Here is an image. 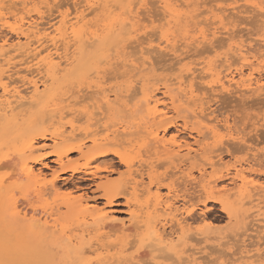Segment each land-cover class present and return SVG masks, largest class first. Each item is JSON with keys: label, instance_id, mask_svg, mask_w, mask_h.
Segmentation results:
<instances>
[{"label": "rangeland", "instance_id": "1", "mask_svg": "<svg viewBox=\"0 0 264 264\" xmlns=\"http://www.w3.org/2000/svg\"><path fill=\"white\" fill-rule=\"evenodd\" d=\"M9 1L5 0L4 6L9 7V5L11 4ZM27 1L29 3L27 5H30V6H28V7L25 6L26 7L25 8V7H22L21 5L19 6V4L21 2L20 0H13V2H16V4L19 3L18 5H16L15 8H13V10L20 9L22 11V9L25 8V10L22 11L21 13L17 10V13L19 12L20 15L23 14L24 12L32 10V12H31L32 19H34L36 22L38 21L43 26L42 27L39 24V27L42 29V32H44L45 30H46L45 32H53L54 28L58 27L60 25L61 17L58 16L59 14H57V12L55 13V11H53L50 13L48 10H46L47 8L45 6L38 5V7L42 6V8H40V9L45 13V14L42 13L44 16L41 14L43 16V19H42L40 17V15L36 12L37 11L36 9L38 7H35V6H33L34 5L33 3H30L32 0H27ZM50 1H52V0H50ZM67 1L66 0H61V1L59 0L58 2L66 3ZM74 1L76 3L80 2L81 5H78V7H77L79 10H83V8L86 9V7H85L86 3L83 0H82V2H81V0L70 1L69 2V8H70L69 11H67L66 6H65L66 8L64 6L61 8V11L64 10V12H66V13L71 14V12H72V15H70L69 19L71 17H74V14H75V9H73L74 8V6H73ZM136 1L137 0H107V2L111 5L108 6L107 3L103 4V7L106 6V7L111 8L110 9L111 13L109 12V15H110L109 18L110 19L119 17V18L124 20L122 23H117L118 25L116 24V27L114 29L115 32L113 31L112 34L109 37H107V39H106L107 41L101 47L102 51H100V52H103L104 54L103 53H99V54L98 53L97 54L86 53V55L88 57H92V58L94 57L93 60L90 61L89 63H86L85 65H81V62L77 59L70 66L63 65L64 68H62L60 73L58 72V74H55L54 76H52L51 79L43 78L46 81L49 80L47 83V85L49 84L48 85V94H50V93L51 94L53 93V94L52 95L50 94L51 96L46 94V96L44 98L39 100L38 104H35L32 106L27 104L19 110L20 112H17V113H21V114L23 113L19 117L20 126L13 128L11 133L4 135L5 138H3V137L0 138L1 139L0 144L1 145L3 143L5 144V145L3 144V153L10 152V149L13 145H16V146L20 145L21 139L18 138V136L20 137V135L25 134L26 129H25V131L20 132V133L18 132V130H19V128L24 127V126H22L21 123H23V121H26L27 119H29V117L32 116L33 119H39V120H40V118H44V119L46 118L47 119L48 117L50 118L51 115L55 113V111L56 112L61 111V113H62L61 118H62V116H65L62 118V119L65 118L63 120V123L66 124L67 130H70L69 123L73 122L75 119H77L79 116H81L80 114H78L79 110L81 111L85 107H87L88 109L90 108L89 110L92 111V113L103 112V110L102 111H99V110L93 111L94 110V107H93L94 104H96L95 106L97 109V107H101L99 104H101L102 101L100 100L101 96H99L100 98H98L96 100V95H98V94L94 95V93H92V90L95 91L96 93L101 92V94H99V95H102V94L103 95H111V98H112L111 100L115 99L114 94H116V90H117V96L119 95L118 96L119 98L117 99V103L118 102L119 103L118 104L116 103L114 105V109H116V111L109 112V114H107V115L105 114V116H102L104 114H101L102 119H104L103 117H106L103 121H102V119L99 118L100 116L98 113H97L98 116H96L97 114L96 115L94 114L95 116L92 117L94 119L91 120V122H92L91 124H94L95 122L98 123V121L100 122V120H101V122H100V123H102L101 126H103V125L104 126L101 127V129H102L101 130L100 127H98L99 126L98 124H96L97 126L94 124L95 126L94 125L91 126V127H93V129L91 128V131L98 133V131L100 132V130H101V132L104 134L107 132L105 127H107L108 125H109V127H111V128H109L110 131H116L117 129H122V127H126V126H128V128L133 127L136 124L134 128L127 131L130 134H128L127 136L124 135V139H121L122 144L120 146L121 149L120 148L119 149L122 150L124 153H128L129 155H131V160L133 163L131 170L139 171V172L142 171L141 173L142 174L144 173L143 174L144 175L143 181L145 184L144 186H148L150 183L149 175L154 176L155 178H159L161 181L163 180L162 182H160V184H162V186H161V189L159 190V192L162 195V201H161L162 203L161 202H160L161 204L158 203L153 197L150 198V195H148L147 193H145V194L139 193V195H138L139 196V203H137L136 201H135L136 202L135 203L133 200H131L134 198L129 196V199L131 198L130 200L132 201V202H129L130 204L127 202L128 198H125V199L123 198V199H119L116 201L118 203L116 206H112V207L106 206L105 200L103 198H101L103 192L97 188L99 184L106 181L107 177H105V176H109L108 179H110L112 181H120L123 179H124L123 181H125V180L127 181V179H129V176H128L129 174L127 173L129 171V169L125 165L120 163L119 162L120 160L118 158H116V156L111 155L109 157H106L105 159H101L102 163L100 162L101 160H99L97 162L92 161V164H91L92 170H94L95 167H98V166H99V169L102 170V169H104L105 166H107V164L108 165L112 164L113 169H114V173L111 174L109 172H100L99 173L100 178H99V176L96 178L92 177V176H87L90 180H83V179H80V177L83 176L82 173L81 174H75L74 175L75 177H73L70 172H66V174H62L63 171H61V167L56 162V157H54V155L56 154L55 152L57 150H59V149L63 150V148L65 149L64 144L55 145V143H53L52 140H38L37 148H39L38 151H40V152H37L35 154V156L42 155L43 156L42 157L43 164L37 163L35 167L37 169L40 168L39 170L42 171V173L48 179H50L52 174L55 172H58V174L62 176L61 178H65V179L64 180H58L57 184H56L57 187L50 188L48 190V192H50V194H51V195L48 194L49 197H46V198L41 199V200H37L36 203H35L36 200H33L34 202H32V203H34V204H32L31 206L39 207L43 203L52 204L54 207L53 212H55L56 208L59 211L58 212L56 210L57 212H55L56 215H55L54 219H57V220L63 222V224L65 226H67V227H69V229H71L70 231H73V233L75 232L78 234V233H80L81 228L78 227V225L76 223V219L74 218V216H72L69 213L68 209L66 208V206L63 202V199L66 196H68L69 194H73V196L75 195V197H82L83 196L88 201L90 200V203L92 205H95L98 208H103L107 211L112 210L111 212H113L114 216L121 218L125 222H128L130 220V216H131L130 213H132V211L133 212L138 211L139 213H141V207H137L139 205L136 206L135 204H143L144 203L143 204V206H144L147 204V202H149L147 204L149 206L146 205V208H144L145 211H143V212H147L150 208H152L151 210H149L147 212V213H149L151 211V214H152L155 212L154 208L159 207L157 209V210H159L158 213L157 212L154 213L156 215H152V217L154 218V221L158 220V221H160V223L162 222L161 225L167 223V225H166L167 229H166L165 233L171 234L173 236V242L177 243L176 239L178 240L179 237L182 236V233H181L182 231L179 230L178 227H174L171 225V223H168V221H166L167 217L166 218L164 217L166 215H163V214H165L164 211L163 210H162L163 212L161 211V208H163L165 201H167V199H168L167 197L170 196V198H172L171 200L172 201L174 200L173 202L175 204V207L183 208L184 205H186V207H188V208H191V207L194 208V212H193L194 215L192 214L191 217L188 216V217L184 218L185 216L184 217L179 216V218H181L183 221V226H185V227L187 226L186 227L187 229L185 228L187 230L186 237H188V238L190 237L189 239H186L187 246L190 248V250L186 246V248H188L187 249L188 252L185 250V254L183 255V259L181 261H177L178 262L177 263L175 258L170 259V261H167V259H166V261L162 260L163 259L162 258L160 260H156V262H155L152 259V257H150V255L148 256V252H147V251H149L148 249L144 248L145 249V251H144L143 248L139 249V247L136 246L135 244L133 245L135 247H132L131 242H134V240H135V239H133L134 238L133 236H131V238L125 239V237H127L128 235L129 236H130V234L133 235L132 232L131 233H128V232L127 233H122V232L119 233L117 231L116 237L117 236L118 237L115 240L112 239V238H115V233L113 231L115 229H113V228H105V229L103 228L100 231H98V229H97V231L96 230L92 231L93 232L92 236H95L97 234H102L103 237L105 235H110L111 237L113 236L111 238L110 242H109V239L107 241L106 237H105V239L102 237L103 242H104V240H106L104 243L111 244V242L114 243L115 241L117 242V240L121 241L120 244L118 242L119 245H117L116 243L109 245L110 248L108 246V249H107L108 251H103V253H104L103 256L113 257L114 261H117L116 259H118V258H120V259L122 258V260H124V261L126 259H128L127 262L123 263V264H130V263L131 264H136V263L137 264L138 263L144 264L145 262H147V264H149V262H152L150 264H155V263H157V264H175V263H177V264H181V263L190 264L191 262L187 259V257H189L188 255H190V254H191L192 258H193V256L195 257L197 264H219V262L220 263H222V262L227 263V261L229 262V264L230 263H232V264H264V244H263V242H264V192H263L264 191V90L262 92H258V93L257 92H244V91L240 93V92L236 91V89H234V90H232V92H230L231 93L230 94L229 92L220 91V87L216 88V86L218 87V85H216L215 82H213V78L216 77L217 74H218L217 77H219V75H222L221 77L224 76L223 80H225V77L227 75L230 76V73L233 74L232 76L236 75V79H238V75H237L238 73L236 72L238 70L237 68L242 69V68H244L245 65L241 61L238 62V64H237V61L235 64H232L233 58H230L231 56L227 57V54H228V50L230 53L231 46H233L234 44H239L241 41L244 42V40H245L244 44H246V46H248L249 49L252 48V49H250V51L251 50L253 51V52L251 51L252 53L256 54L257 52H260V54H262V55H261V57H259V61L261 62V60H262V63L264 62L263 61L264 60V47H262V45L264 46V43L261 41L262 38L264 37L263 36L264 35V15H263L264 13L263 12L264 11H259V9L257 10V8L252 9L253 6L251 5L252 2L258 1L257 3H259V5L264 8V2H263L264 0L263 1L262 0H248L249 2L247 0H245V1L244 0H227V1L223 0L224 4H223L222 0H219V1L218 0L217 1L211 0V2L209 0H206V1H204V0H183L182 2H184V5H182L183 4L182 2L177 0L178 1L177 10L179 11L180 16L175 17V18H172L169 15L168 16L166 15L167 17H162V16H165V13L163 11L161 4L159 2H157L158 0H156V1L155 0H148L146 6H141V3L138 1L139 3L137 4V3H135ZM194 1H196L197 3H195ZM200 1H201V3H200ZM133 2L135 3L136 8H135ZM150 2L154 3L151 5L152 7L149 5V4H151ZM206 2L208 4H206ZM226 2H227V5H226ZM157 3H158V5H157ZM180 3H182V4H180ZM243 3L247 5V8L245 5L243 6ZM112 4L114 5L115 8L112 6ZM115 4L117 6H115ZM190 4H192V5L189 6ZM196 4H198L199 6ZM222 4L224 6H222ZM238 4H239V6H238ZM213 5H214V7H213ZM241 5H242V7H241ZM79 6H81V7H79ZM82 6H84V7H82ZM193 6H195V7H193ZM200 6H202V7H200ZM106 7H105V9H106ZM133 7H134V9H136V11L135 10L133 11V9H132ZM138 7H140V8H138ZM220 7H225V8H221V10H219L221 13L218 10H216L218 8L220 9ZM248 7L250 8V10H248L249 9ZM95 8H96V11H98V9H97L98 6H96ZM95 8H93V9L95 10ZM146 8H148V10ZM230 8H232V9H230ZM233 8H235L237 11L233 10ZM93 9H91L92 12H93ZM105 9H104V11H102L103 9H99L98 12H93V13L91 12L92 14L88 13L91 10H87L85 12V14L88 13V14H86L87 20H93L94 21L97 18H99L101 15H103V13L106 14ZM141 9L142 10L146 9V10L142 11L144 13L142 15H140ZM155 9H157L158 11H156ZM226 9H228V10H226ZM45 10H46V12H45ZM126 10H129V11L132 10V13L128 12V11L125 12ZM149 10H151V11H149ZM160 10L162 12H160ZM192 10H194L196 16ZM207 10L210 13L209 12L206 13L205 11H207ZM251 11H253V12H251ZM256 11H258V12L256 13ZM246 12H249V13H246ZM15 13H16V11H15ZM47 13H49V14H47ZM228 13H229L230 17L228 16V18H226L227 17L226 15H228ZM136 14L139 15L138 18L136 20H131V18ZM198 14H200V15H198ZM231 14H234V15H231ZM256 14L257 15L259 14L258 17ZM260 14H262L263 16L261 17ZM37 15H39V16H37ZM49 15L52 17H50ZM106 15L108 16V14H106ZM143 15H145L147 19ZM209 15H211V16H209ZM57 16H58V18H57ZM223 16H225V17H223ZM239 16L244 18V19H242L240 17L243 21H240V18H238ZM220 18H223L222 24L219 21ZM128 19H130V20H128ZM161 19H164V20L161 21ZM12 20H13L12 18L11 19L9 18V19H6L5 21H12ZM58 20H59V22H58ZM183 20L185 21V23ZM189 20H190V22H189ZM209 20H210V22H209ZM216 20L218 21V23ZM163 21H165V22L163 23ZM202 21H204V22H202ZM245 21H246V23L247 22L248 23L245 24L244 23ZM171 22H172V24H171ZM165 23H167V24H165ZM197 23H198V26H197ZM1 24L2 23H0V29H1L0 34L2 33L1 35H4V36H0V38L2 37L0 39V44L5 42V41H7V43L10 45H14L18 41H21L22 43L26 42V40L24 38H20L18 36L16 37L15 36L16 34L10 32L8 29L1 28V26H2ZM53 24H54V26H53ZM126 24H128V25L130 24L131 31H130V27L126 26ZM248 24H250V25H248ZM171 25H174V26L172 27ZM199 25H200V28H199ZM117 26H119V27H117ZM187 26H192V27H190V30L192 29L191 31L193 33L190 30H189L190 32L186 31V30H188ZM223 26H226L228 28V30L231 28L229 30V33H230L229 37L227 35L228 34L227 32H226V34H225V32L223 34H220L219 36H217L219 38L216 37L215 39L214 38L212 39L213 44H211L209 42L206 43L205 45H206V48L208 47V49L204 50V48H205L204 43L202 42L203 43L202 46L200 44V42L202 41V37L200 38V36H202V33L206 32V33H208V35H210L209 34V32H210L211 35L209 37L211 39L212 38V32H214L215 29L219 28V27H220L219 29L221 31H223V29H221ZM168 27H170V28H168ZM195 27H196V29H195ZM209 27L214 28V29H210ZM47 28H49V29L47 30ZM176 28L177 29L179 28V31H177ZM2 29H4V30H2ZM124 29H126V33H124ZM157 29H158V31H155ZM153 30H154L155 34H154ZM236 30H237V32H236ZM150 32H152V33H150ZM147 33L149 35H147ZM136 34H137V36H136ZM166 34H168V35H166ZM176 34H178L179 36ZM145 35H147V37ZM164 35H165V37H164L165 39H162V37ZM139 36H142V38ZM180 36L182 37V39H180L181 38ZM143 37H144V39H143ZM158 37H160V38H158ZM166 37L168 39L171 38L170 39L171 45H169V47H167L168 44L166 42ZM188 37H189V39H188ZM220 37H222V38H220ZM153 38H154V40H156V43H155V41H153ZM160 39H162L163 41ZM193 39H195V40H193ZM218 39H219V41H218ZM252 39H255V40H252ZM2 40H3V42H2ZM145 40H146V42H145ZM150 40H152V41H150ZM158 40H159V42H158ZM164 40L166 43L164 42ZM176 40L178 41V44H177ZM214 40H217L219 42V44L217 41L214 42ZM220 40H222L224 42H222ZM138 41H139V43H138ZM194 41H197V42L195 43ZM198 41H200V42H198ZM250 41H251V43H250ZM130 42L132 44L131 47L129 46V45H131ZM141 42H143V43H141ZM162 42H164L163 46H162ZM234 42H236V43H234ZM252 42H254V43H252ZM185 43L187 44V47H185V45H186ZM190 43H192V44H190ZM221 43L224 45H221ZM225 43H227V44L225 45ZM182 44H184L183 45L184 47L182 46ZM193 44L196 45L197 47L192 46ZM207 44H209V45L207 46ZM136 45H139V47H136ZM215 45L216 46L220 45L221 48L218 47V49H217V47ZM177 46H179V48ZM144 47L147 48L146 55H145V52H143V50L145 51V49H146ZM156 47H159L157 49L161 53L158 52ZM160 47H162V48H160ZM75 48L76 47L72 48L70 50V52H72L73 50L76 52ZM137 48L140 50V53L138 55H137V53L139 52V50ZM187 48H189L190 50ZM191 48H193V49H191ZM154 49L157 50L158 53ZM176 49H181V50H178L179 51L178 52ZM199 49L203 55L201 53H199ZM209 49H211L213 53ZM257 49H258V51H256ZM126 50H128V52L131 50H134V51H132L134 56L132 55L131 52H129V55H130L129 56L127 54L128 52ZM162 50H163V52H162ZM175 50H176V53H175ZM180 51H182V52H180ZM154 52H155V54H154ZM164 52H165V54H163ZM142 53H144V54H142ZM152 53H153V55H152ZM167 54H169V55H167ZM127 56H129V59L127 58ZM153 56H154V58H153ZM113 57H115V58L112 59ZM118 57L120 59H118ZM98 58L101 61L104 60V62H101V61L98 62L99 61ZM124 58L126 59V61ZM135 58L138 60H134ZM226 58L230 59L229 62H226ZM122 59H124V60H122ZM144 59H146L147 62L150 61V65L148 63H147L148 65L146 63H144V61H145ZM181 59L183 61H181ZM217 60L219 61V63ZM14 61L17 62L16 67H18V69L15 67V68H13V71L14 72H17L18 70L20 71V72L18 71L19 74H16L13 76V79L14 78L17 79V81H15L16 83H14V85L21 86V89H22L23 83H21V81L19 80V78H20L19 76L20 75H22V76L26 75L25 73H21V71H24L21 68H24L25 65H23L21 63L23 61L20 58L14 60ZM18 61H21L20 62L21 65H19L20 63ZM114 61H118V63H117L118 65H116V62H114ZM221 61H222V63H221ZM154 62H155V64H154ZM200 62H202V63H200ZM33 63L34 62L30 63L29 65H31ZM107 63H109V64H107ZM139 63H141V64L143 63V65L142 66L139 65ZM229 63H231V64H229ZM233 63H234V61H233ZM240 63H242V65ZM254 63H256V62H254ZM257 63H259V62H257ZM257 63L255 64V67L259 69L258 70L259 72L257 71L258 73H256L255 76H256V78L261 80V83L263 82L262 85H264V68L257 67V66L261 65V64L257 65ZM119 64L122 65V67ZM156 64H157V66H156ZM226 64H228L227 65L228 67L232 68V67H234V65H235V67H234V69L232 68V70H231V68L228 69L227 66H224ZM263 64L261 65L262 67L264 66ZM174 65H176V66H174ZM229 65H231V66H229ZM132 66L133 67L138 66V67L133 68ZM161 67L164 70H161L160 69ZM213 67H215L216 69ZM224 67H226V68H224ZM209 68H210V71H209ZM168 69H169V71H168ZM170 69H171V71H170ZM99 70L102 72H100ZM127 70L128 71L130 70L129 73ZM196 70H197V72H194ZM225 70H227V71H225ZM124 71H127V72L125 73ZM222 71H225V73H223ZM242 71L246 74L249 73L248 72L249 69L246 66ZM91 72H94V73L91 74ZM103 72H105V73H103ZM190 72L192 73V75L190 74ZM203 72H206L207 74L205 75V73H204V75H203L202 74ZM219 72L222 74H220ZM110 73H113V74H111L112 76L110 75L111 77L109 76ZM127 73H128V75H127ZM105 74L108 77H106ZM125 75H127V76H125ZM187 75L188 76L190 75V76L188 77ZM194 76H197L198 78L194 77ZM203 76H205V77H203ZM207 76H208V78H206ZM28 77H30L33 80H40L41 76L38 75V73L36 74V72H35L33 75H28ZM148 77L150 78V80ZM182 77H183V80H185L187 82V85H189V83H194V88L196 86L198 88L200 87L201 91L198 90L201 92L200 94L198 93L196 88H195V90L197 91L199 98L203 99L202 101L204 103H206L204 105L207 106V108L209 107L208 108L209 110L207 109L206 113L212 114L210 116L214 117L216 119L218 118L217 119L218 121H223V120L225 121V119L230 121L229 126L231 128H229L228 130H225V128H223L222 126H219V128L216 129V132H215L216 134L215 133L209 134V132L207 130H203V133L204 132H207V133H204V136L202 134V136H203L202 137L201 135L197 134L198 133V127L200 125H203L202 121L189 118V119H187V121H189L187 127H185V124H184V119H185L184 117H187L190 114L188 111L191 110L190 107H192V106L189 107L186 104H185V106L184 105L181 106L180 107L181 111L184 107L188 111H184V112L179 111L178 114L176 113V111H173L171 108L172 111L170 110L167 119L171 120V121L173 120L174 122H176V125L173 127H170L166 133H164L162 130H160L159 131V133H160L159 137L162 138V136L164 135L165 136L164 140H167V141H170L172 139V137H175L178 140L182 139V140L186 141L187 143H189L190 145H192L193 148H195V149H197V148L199 149V147L197 145H195L196 142H198V140H199L198 143H200L201 145L203 144L202 146H206V148L208 146V148L207 149L205 148V150L201 152L202 154L199 152L200 156L198 158H195L197 160L193 159L194 158L193 157L192 160L189 161V163L188 162L183 163L182 160L179 159V157H177V159L176 158L173 159V161H172L166 156L167 162L164 161V163L162 162V164H161V162L159 160L163 161L166 158V157H164L165 155H163V153H162V156L158 159V158H155V156H152L153 153L155 152L154 150H152V151L150 150V152L148 151L149 153L148 152L146 153L145 148L139 147L144 141H147L149 143V140H150V139H147V137L149 138L147 133L146 132H145L146 134L143 133L144 129L139 130L140 128L137 126L138 123L139 124L147 123V120H148V117H146L147 119L144 118L145 115L148 116V112H147V110H146V112H144L145 106H142L144 103H143V101H141V99H142V95H143L144 90L147 89V92L149 90L151 92L154 90L155 91L154 94L156 93L157 97L158 98L160 97L161 100L163 98L162 101H164L165 104H167V106H169V109H170V107H172L170 105L171 104L170 100H169V98L165 99L167 97H165V95H163L165 92V88H164L165 85L170 84L169 82H166V80H172L173 79L174 83H176L177 79H182ZM184 77H185V79H184ZM201 77H203L202 78L203 80L201 79ZM160 78L162 79L161 82H160ZM174 78L176 81L174 80ZM188 78H189V80H188ZM144 80H146V81L144 82ZM190 80L192 82H190ZM208 80L211 82L209 83ZM140 81H143L144 83L140 82ZM173 81L171 83H173ZM215 81H217V80L215 79ZM206 83L213 84L216 86L212 85V87H213V89H212L211 87L209 88V86L206 85ZM146 84H148V85L150 84L149 86L150 87L154 86V88L151 87V89L150 88L148 89L149 86H147ZM142 85L145 86L146 88L145 87L142 88ZM214 87L216 90H214ZM82 88L84 90L86 89L87 91L86 90L83 91ZM141 88L144 90L142 91ZM202 88H204V89L202 90ZM42 89L43 88H41V90ZM97 89L98 90L100 89V90L98 91ZM208 90L209 91L211 90L210 93ZM30 91H27V92H29V94H31ZM88 91H90V92H88ZM105 91H108V94H107V92L105 94ZM219 91H220V93H218ZM27 92L23 91V93H27ZM75 92L77 94H74ZM206 92L209 93L210 95L207 94ZM87 93H89V94H87ZM140 93H142V95ZM253 93H255V94H253ZM0 94H1V89H0ZM70 94H71V96H70ZM72 94H74V95H72ZM82 94H84V96L86 94L87 96L90 95L91 97H95V98H93V100H91L92 98L90 96L89 97L91 99L89 97L85 96L87 98V100H88V98L90 99V100H88V103L90 104L91 107L88 106L89 104L87 103V100L84 98V96H82ZM174 94H176V92H174ZM78 95H79V97H81V96L82 97L80 99L79 98L74 99V97L78 96ZM131 95H132V97H133V95H135V98L134 97L132 98ZM68 96H70V97L67 100ZM103 97L104 96H102V98H101L102 100H103ZM46 98H48L49 100ZM65 98H66V100H65L66 103H65V101H63V102L60 101L61 99L63 100ZM83 98H84V100H83ZM70 99H71V103L69 101ZM72 99L75 100V103H74V100L72 102ZM82 100L85 101L86 103L83 102ZM92 101H94V102H92ZM57 103H59V104L57 105ZM76 103H79V104H76ZM116 105L119 107H116ZM72 108H74V109H72ZM185 108H184V110H185ZM91 109H93V110H91ZM74 110L76 111L75 114L73 113ZM66 111L70 115H67L68 113L65 114ZM122 111H126V112H122ZM210 111H211V113H210ZM71 113H73V114H71ZM106 113H108V112H106ZM81 117L79 118L81 121L77 124V125H79L78 127H80L82 123H83L82 125L86 126L85 123L87 121H85V120H87L88 118L86 117L87 118L86 119L83 116L85 118V120H84V118L82 117L83 118L82 119ZM126 117H127V119H126ZM59 119H60V117L56 118V120H59ZM78 120H75V121H78ZM95 120H97V121H95ZM75 121H74V123H75ZM142 121H143V123H142ZM132 123L133 124L135 123V124L133 125ZM150 123H151V121H150ZM129 124L130 125L132 124L133 126H129ZM258 124H259V126H258ZM220 127H222V128H220ZM229 130H231L232 132H230ZM137 132H138V134H137ZM230 133L231 134L234 133L233 135H234L235 139L238 138L237 139L238 141H236V140L231 141ZM205 134H208V135H205ZM79 136H83V135H79ZM84 138H85V136H83V139ZM14 139H15V141H14ZM77 139L83 140L80 137ZM125 139H126V141H125ZM76 142H78V141L76 140ZM123 142H124V144H123ZM9 143L12 145H9ZM150 143H152V142L150 141ZM231 143H233V144H231ZM6 145H7V147H6ZM150 145H152V144H150ZM6 148H7V150H6ZM62 150H60V151H62ZM213 151L217 152V153L214 154ZM183 153H185V152H183ZM183 153H181V154L183 155ZM217 154H219V155H217ZM194 155L195 154H193V156ZM214 155H215L216 159L214 158ZM216 156H219V158L221 157L222 161H220V162L217 161L219 158H217ZM212 157L214 158V162H216V161L218 162V164L215 166V168H212L206 164L207 163L206 159H208V158L213 159ZM198 159H199V161H198ZM200 159H201V161H200ZM106 160H107V162H106ZM66 161L73 162L72 163L73 166H75V165L83 166L86 164V160L82 159L79 153H73V154L69 155V158ZM152 162H155L154 165H156V164H158V165H156L154 168H151L149 166V164ZM201 164H203V166H201ZM204 166L206 167L205 169L207 170V172H206V178L202 180V178L199 174V168L204 167ZM241 166H242L241 169H244L245 173L247 175V178H246V179H248V180H246L247 184L243 183L242 181H239V180H236L237 183H235L236 181L231 182L233 179L232 177L233 176L235 177V173H236L235 169L236 168L240 169ZM115 171H117V172H115ZM189 172L192 173V177H184V175L185 174L187 175ZM12 173L15 174V171L14 172L11 171L10 168L9 169L4 168L3 170H0V179H5L6 181L7 180L12 181L11 178H13V176H14V175L12 176ZM123 175H125V178ZM8 176H10V178H8ZM121 177H122V179H121ZM139 179L141 180V178H139ZM213 181H215V182H213ZM154 184H156V183H154ZM167 187L168 188L169 187H172V188L175 187L173 190V193H170L169 189ZM223 188H226L229 191L225 193V191H223ZM243 190H244V193H243ZM259 190H261V191H259ZM156 192H157V187H155V185H152L151 192H150L151 195H154ZM229 193H231V196L229 195ZM233 193H234V196H233ZM245 193H246V196L244 198L242 195ZM261 193H262V195H261ZM227 194H228V196H227ZM84 195H87V196H84ZM259 195H261V196H259ZM226 199L231 204V206H228V207H230V210L234 212L233 219H229L228 211L225 208V206L227 207V204L223 203V201H225ZM19 200H20V202H22L21 200H23V202H24V199L21 197L19 198ZM57 200H59V201H57ZM193 205H194V207H193ZM135 207H137V208H135ZM134 209H136V210H134ZM147 213H144V216H146ZM158 215H159V218H158ZM157 223H158V225L160 224L159 222H157ZM152 225H155V223ZM16 227H19V226H16ZM159 228L163 231L162 226L161 227L159 226ZM18 232L14 233L13 236H9L10 239L13 240V241H9V243L14 244V245H21V244H16L17 242L20 241V243H23V244H25V246L28 247L29 251H27L25 249L26 247L24 245H22V246H24V249L26 252L21 251L18 253V251H15V253H13L14 255L11 253L10 255H5L6 257L2 254L3 256H0V263L1 264H7V263L12 264V262L15 264H18L19 261L27 263V264H68L67 263L68 260L64 261L65 257H67V256H65L66 252H65V249L62 247V244H60L61 245L60 247H59V245H56L50 241H47L45 244H43V241L40 238H38L35 234L30 233L28 231V229L24 226L22 228H20V230ZM189 232L190 233L192 232V233L190 234ZM199 233H201L200 236H199ZM188 234H190V235L187 236ZM191 237H193L192 239H194V240H191ZM128 240H129V243H126V242H128ZM243 240L246 241L247 245L245 244V242ZM107 244H105V245H107ZM245 245H246L247 250L248 249L250 250V251L248 250L250 252V256L255 255L257 253V251L259 250L258 252L262 254V257H260V258L257 256H254V257L245 256V257H243V255L241 254V251H246L245 250L246 248L243 250ZM131 248H133V249H131ZM199 248H201L202 250H200ZM30 249L33 251H31ZM181 249H182L181 247L177 248L178 251H180ZM116 250H118V251H116ZM193 250L197 253L200 252V254L193 252ZM140 252L142 253V255L140 254ZM15 254H17V256ZM11 255H13V256H11ZM23 255L27 256L28 259L30 258L31 262H25L26 259L24 260V258L22 257ZM134 255H136V257H140V258H136ZM7 256H10L11 260H10V257L7 258ZM184 256H187V257H184ZM207 256H209V257L207 258ZM94 257H95V254H92L88 258H89V260L91 259V262H95ZM1 258H2V260H1ZM142 258H143V260H142ZM6 259L10 263L7 262ZM120 259H119V262H122ZM129 259H130V261H129ZM139 259H141V261ZM145 260H147V261H145ZM112 261H111V263H112ZM71 262H73V261H71ZM91 264H93V263H91Z\"/></svg>", "mask_w": 264, "mask_h": 264}, {"label": "bare ground", "instance_id": "2", "mask_svg": "<svg viewBox=\"0 0 264 264\" xmlns=\"http://www.w3.org/2000/svg\"><path fill=\"white\" fill-rule=\"evenodd\" d=\"M20 1H21L20 4L18 3L19 6L20 5L22 7H25V6L28 7V6H30V5H27V4H29L27 0H20ZM58 1L59 0H52V1H50V0H32L30 2V3H33L34 4L33 6H35V7H38V5H43V6H45L47 8V9L46 8L45 9L48 10L50 13L53 12V11H55V13L57 12V14H59L58 16L61 17V19H60V25L58 27H55L54 30H53V32H45L46 31L45 29H44L45 31L43 30L44 32H42V29L39 27V24L40 23L38 21H37L38 22L37 23L34 19H32V16H31L32 10L27 11V12H24L25 14L23 13V14L20 15V13L22 11H24L26 7L23 8L22 11L20 9L13 10V8H15L16 5H18V4H16L17 1L16 2H13V0H10L9 2L11 4L9 5V7H6V6H4L5 0H0V23H2L1 24L2 25L1 28H6L10 32L16 34L15 35L16 37L18 36V37L24 38L26 40V42H24V43H22L21 41H18V42L16 41L17 43L14 44V45H10V44L7 43V41L3 42V40H2L3 43L0 44V89H1V94H0V138L1 137L5 138L4 135H6L8 133H11L12 130H13V128H16V127L20 126V124H19V117L23 113L21 114V113H17V112H20L19 110L23 106H25L27 104H29L30 106L35 105V104H38L39 100H41L42 98H44L46 96V94H48V85L49 84L47 85V83H48L49 80L46 81L43 78L51 79L52 76H54L55 74H58V72L60 73V71L62 70V68H64L63 65L70 66L77 59L81 62V65H85L86 63H89L90 61H92L94 57L93 58L92 57H88L86 55V53H90V54L103 53V52H100V51H102L101 47L107 41L106 40L107 37H109L112 34L113 31L115 32L114 29H115L117 23H122L124 21L123 19H121L119 17L118 18H113V19L112 18L111 19L109 18V16H110L109 15V12L111 13V11H110L111 8L105 6L106 7V9H105V7H103V4L104 3H107L108 6L111 5V4H109L107 2V0H83L86 3L85 4L86 9L83 8V10H79L77 8L78 5H81L80 2H77L76 3L74 1L75 3L73 2V6H74L73 9H75V14H74V17H71L70 19H69V17H70V15H72V12H71V14L64 12V10H62L63 11L62 12L61 11V8L63 6L64 7L66 6L67 7V11H69L70 10V8H69V2L70 1H73V0H68V1L66 0L67 1L66 3H62V2L60 3ZM138 1L141 3V6H146L148 0H137L135 3L138 4L139 3ZM178 1L182 2L183 0H178ZM178 1L177 0H158L157 2H159L161 4V6L163 8V11L165 13V16H162V17H167L168 15L171 16L172 18L179 17L180 16V13L177 10ZM204 1H206V0H204ZM209 1L211 2V0H209ZM224 1H227V0H224ZM224 1H223V4H224ZM81 2H82V0H81ZM194 2L197 3L196 1H194ZM255 2H252L251 3V5L253 6L252 9L253 8L254 9L257 8V10L259 9V11H264V8L261 7L259 5V3H257L258 1L256 3ZM135 3H134V6H135ZM182 3H180V4L184 5V2H182ZM200 3H201V1H200ZM152 4H154V3H151L149 5L151 6ZM206 4H208V3L206 2ZM223 4H222V6H224ZM157 5H158V3H157ZM191 5L192 4H190L189 6H191ZM196 5H198V4H196ZM226 5H227V2H226ZM244 5L247 8V5L243 3V6ZM96 6H98V8H97L98 11H99V9H103L102 11H104V9H105L106 14H108V16L103 13V15H101L99 18H97L94 21L93 20H87V15L86 14L91 13L92 12L91 9L95 8ZM112 6L114 7L113 4H112ZM115 6H117V5L115 4ZM238 6H239V4H238ZM79 7H81V6H79ZM82 7H84V6H82ZM193 7H195V6H193ZM200 7H202V6H200ZM213 7H214V5H213ZM241 7H242V5H241ZM40 8H42V6L38 7L36 9L37 10L36 12L43 19V16L44 15L42 13H44V12ZM135 8H136V6H135ZM138 8H140V7H138ZM221 8H225V7H220V9L218 8L216 10L219 11V10H221ZM235 8H233V10H236ZM132 9H133V11L134 10L136 11V9H134V7ZM146 9L148 10V8H146ZM146 9H144V10H146ZM228 9H226V10H228ZM230 9H232V8H230ZM17 10L20 13L19 12L17 13ZM46 10H45V12H46ZM87 10H91V11H89L88 13L85 14V12ZM144 10L141 9L140 11L142 12ZM155 10L158 11L157 9H155ZM248 10H250V8ZM15 11H16V13H15ZM98 11H96V8H95V10L93 9V12H98ZM127 11L132 13V10L131 11L126 10L125 12H127ZM149 11H151V10H149ZM192 11L195 14L194 10H192ZM253 11H251V12H253ZM141 12H140V15L144 14L143 12L142 13ZM160 12H162V11L160 10ZM205 12L207 13L209 11L207 10ZM249 12H246V13H249ZM257 12L258 11H256V13ZM229 13H228V15H226L227 16L226 18H228V16L230 17ZM47 14H49V13H47ZM262 14H260L261 17L264 15V14L263 15ZM39 15H37V16H39ZM198 15H200V14H198ZM231 15H234V14H231ZM258 15H257V17H258ZM58 16H57V18H58ZM138 16L139 15L136 14L132 18L131 17L130 18H131V20H136L138 18ZM143 16L146 18L145 15H143ZM195 16H196V14H195ZM209 16H211V15H209ZM50 17H52V16H50ZM223 17H225V16H223ZM240 17L241 16H239L238 18H240ZM9 18L10 19L12 18L13 20L12 21H5L6 19H9ZM241 18H240V21H243L242 19H244V18H242V19ZM128 20H130V19H128ZM162 20H164V19H161V21ZM219 21L222 24L223 23V18H220ZM58 22H59V20H58ZM164 22L165 21H163V23ZM172 22H171V24H172ZM189 22H190V20H189ZM202 22H204V21H202ZM209 22H210V20H209ZM184 23H185V21H184ZM217 23H218V21H217ZM244 23L247 24L248 22L246 23V21H245ZM165 24H167V23H165ZM248 25H250V24H248ZM53 26H54V24H53ZM126 26H129L130 27V24L129 25L126 24ZM171 26L173 27L174 25H171ZM197 26H198V23H197ZM117 27H119V26H117ZM190 27H192V26H187V29L188 30H186V31H189L190 30ZM168 28H170V27H168ZM199 28H200V25H199ZM209 28L210 29H214V28H211V27H209ZM219 28H216L215 31L213 30L214 32H212V38L211 39L209 37L211 35L210 32H209L210 35H208V33H206V32H205L206 34L205 33H202V36H200V38L202 37V41L201 42L198 41V42H200L201 46L204 43V46H205L204 50L205 49H208V47L206 48V45L205 44L208 43V42L211 43V44H213L212 39L213 38L215 39L220 34H223L224 32L226 34V32H227L228 33L227 35L229 37V34H230L229 33V30L231 28L228 30V28L226 26H223L221 28V29H223V31H221ZM48 29L49 28H47V30ZM126 29H124V33H126ZM195 29H196V27H195ZM2 30H4V29H2ZM237 30H236V32H237ZM130 31H131V27H130ZM155 31H158V29L155 30ZM177 31H179V28L177 29ZM153 32H154V30H153ZM150 33H152V32H150ZM1 34H0V36H4V35H1ZM137 34H136V36H137ZM154 34H155V32H154ZM147 35H149V34L147 33ZM147 35H145V36L147 37ZM166 35H168V34H166ZM176 35H178V34H176ZM139 37L142 38V36H139ZM164 37H165V35L162 37V39H165ZM189 37H188V39H189ZM158 38H160V37H158ZM217 38H219V37H217ZM220 38H222V37H220ZM143 39H144V37H143ZM162 39H160V40H162ZM170 39H168L166 37V42L168 44V45L166 44L167 47H169V45H171ZM180 39H182V37ZM195 39H193V40H195ZM146 40H145V42H146ZM222 40H220V41H222ZM252 40H255V39H252ZM150 41H152V40H150ZM153 41H155V43H156V40H154V38H153ZM215 41H217V40H214V42ZM218 41H219V39H218ZM261 41L264 43V37L262 38ZM158 42H159V40H158ZM164 42H165V40H164ZM164 42H162V46H163V43ZM194 42L196 43L197 41H194ZM222 42H224V41H222ZM244 42H245V40H244ZM244 42L241 41L239 44H234L233 46H231L230 53H229V50H228L227 57H230L231 56L230 58H233L232 64H235L236 61H237V64H238V62L241 61L246 67H248V69H249L248 72L249 73L246 74V73H244L242 71L245 68V66H244V68H242V69H239V68L236 67L238 69V70L236 69L237 70L236 72L238 74L236 72L235 73L238 75V79H236V75L232 76L233 74L230 73V76L227 75L225 77V80H223L224 79L223 78L224 76L221 77L222 75H219V77H217L218 76V74H217L216 77L218 79L216 77H214L217 81H215V79L213 77L212 78H213V82H215V84L218 85V87L216 85L209 84L211 81L208 80L209 83H206V85H208L209 88L211 87L213 89V87H212V85H213V86H216V88H219L220 87V91L229 92V93L232 92V90H234V89H236V91H238L240 93L243 92V91L244 92H257L258 93V92H262L264 90V85H262L263 82L261 83V80H259L255 76V74L259 72L258 71L259 69L255 67V64L257 62H259V63H257V65L258 64L259 65L260 64L262 65L264 63V62L262 63V60H261V62L259 61V57H261L262 54H260V52H257L256 54L252 53L253 51L252 50H251L252 52L250 51V49H252V48L249 49L248 46H246V44H244ZM138 43H139V41H138ZM141 43H143V42H141ZM234 43H236V42H234ZM250 43H251V41H250ZM252 43H254V42H252ZM130 44H131V42H130ZM177 44H178V41H177ZM190 44H192V43H190ZM218 44H219V42H218ZM226 44L227 43H225V45ZM183 45L184 44H182V46ZM208 45L209 44H207V46ZM221 45H224V44L221 43ZM129 46L131 47L132 44L129 45ZM192 46L197 47L194 44ZM74 47H76L75 48L76 52L74 50L72 52H70V50L72 48H74ZM136 47H139V45H136ZM177 47L179 48V46H177ZM185 47H187V44L185 45ZM216 47H217V49H218V47L221 48L220 45H218ZM262 47H264V46L262 45ZM144 48H146V47H144ZM157 48H159V47H156V49ZM160 48H162V47H160ZM189 48H187V49H189ZM191 49H193V48H191ZM157 50H155V51L157 52ZM176 50L178 51V50H181V49H176ZM176 50H175V53H176ZM209 50L212 52L211 49H209ZM126 51L128 52V50H126ZM132 51H134V50H131L129 52L132 53ZM146 51H147V48L145 49V51L143 50V52H145V55H146ZM256 51H258V49ZM129 52L127 53L128 55H129ZM158 52H159V50H158ZM162 52H163V50H162ZM180 52H182V51H180ZM139 53H140V50L137 53V55ZM159 53H161V52H159ZM199 53H201L200 49H199ZM142 54H144V53H142ZM154 54H155V52H154ZM163 54H165V52ZM132 55H133V53H132ZM152 55H153V53H152ZM167 55H169V54H167ZM129 56H127L128 59H129ZM115 57H113L112 59H114ZM19 58L23 62H21V61H18V62L19 63L21 62L23 65H25L24 68H21L22 70H24V71H21V73H25L26 74L24 76H22V75L19 76L20 77L19 80L21 81V83H23L22 84V89H21V86L14 85V83H16L15 81H17V79H15V78H14L15 80L13 79V76L16 75V74H19V72H20L19 70H18L19 72L18 71L17 72H14L13 71V68L16 67V63H17L14 60L19 59ZM153 58H154V56H153ZM118 59H120V58L118 57ZM124 59H122V60H124ZM98 60H99L98 62L101 61L99 58H98ZM134 60H138V59L135 58ZM144 60L146 61V59H144ZM229 60H230L229 58H226V62H229ZM125 61H126V59H125ZM145 61H144V63H146V64L148 63L150 65V61L149 60H148L149 62H147V61L145 62ZM181 61H183V60L181 59ZM233 61H234V63H233ZM32 62H34V63L31 64V65H29ZM101 62H104V60H102ZM114 62H116V65H118L117 64L118 61H114ZM254 62H256V63H254ZM21 63L19 65H21ZM200 63H202V62H200ZM218 63H219V61H218ZM221 63H222V61H221ZM242 63H240V64L242 65ZM107 64H109V63H107ZM154 64H155V62H154ZM229 64H231V63H229ZM139 65L142 66L143 63L142 64L139 63ZM176 65H174V66H176ZM227 65L228 64H226L224 66H227ZM261 65L260 66H257V67L264 68V66L262 67ZM120 66L122 67V65H120ZM156 66H157V64H156ZM229 66H231V65H229ZM134 67H138V66H134ZM234 67H235V65H234ZM234 67H232V68L234 69ZM16 68L18 69V67H16ZM213 68H215V67H213ZM224 68H226V67H224ZM227 68L230 69L231 67H228L227 66ZM232 68H231V70H232ZM160 69L161 70H164V69H162V67ZM171 69H170V71H171ZM127 71H124V72L126 73ZM129 71H128V73H129ZM168 71H169V69H168ZM209 71H210V68H209ZM225 71H227V70H225ZM225 71H222V72L225 73ZM35 72H36V74L38 73V75L41 76L40 77V80H33L30 77H28V75H33ZM94 72H91V74H93ZM100 72H102V71H100ZM194 72H197V70L194 71ZM103 73H105V72H103ZM128 73H127V75H128ZM204 73H205V75L207 74L206 72H203L202 74L204 75ZM111 74H113V73H110L109 76ZM190 74L192 75L191 72H190ZM220 74H222V73H220ZM127 75H125V76H127ZM105 76H106V74H105ZM208 76L206 78H208ZM106 77H108V76H106ZM194 77H197V76H194ZM203 77H205V76H203ZM203 77H201V79ZM184 79H185V77H184ZM149 80H150V78H149ZM161 80L162 79L160 78V82H161ZM174 80H175V78H174ZM188 80H189V78H188ZM145 81L146 80H144V82ZM172 81H173V79L172 80H166V82H169L170 84L165 85V87H164L165 88V92L163 94V95H165V97H167L165 99H168L169 98V100H170V103H171L170 105L172 106V107H170V109H169V106H167V104H165V102L162 101L163 98L161 100L160 97L159 98L157 97L156 93L154 94V92H155L154 90L152 92L150 90H149L150 92L149 91L147 92V89L146 90L142 89V88L145 87V86L142 85V88L141 89H142V91L144 90V92H143V95H142V93H140L142 95L141 101H143V103H144L142 106H145V109H144L145 111L144 112H146V110L148 112V116L145 115L144 118L148 117V120H147V123H143V121H144L143 120L142 121L143 124H139L138 123L137 126L140 128V129L138 128L139 130L144 129L143 130L144 132L143 131L142 132L143 133H145V132L147 133V135L149 136V138L147 137V139H150L149 140V143L151 141L152 143H150V144H152V145H150L147 141H144L139 147L140 148H145L146 149V153L148 151L150 152V150L151 151L154 150L155 152L153 151L154 153H153L152 156H155V158H158V159L162 156V153H163V155H165L164 157L167 156L172 161H173V159H175V158L177 159V157H179V159H181L183 163H187V162L189 163V161H191L193 157H194L193 159L198 158L200 156L199 152L201 153L202 151H204L205 148H206V146H202L203 144L201 145L200 143H198L199 142V140H198V142H196L195 145H197L199 147V149L198 148L195 149V148H193L192 145H190L189 143H187L186 141H184L182 139L178 140L177 138L172 137V139L170 141H167V140H164V137H165L164 135L162 136V138L159 137L160 136L159 135L160 134L159 133L160 130H162L164 133H166L170 127H173V126L176 125V122H174L173 120L171 121V120H168L167 119L168 114H169L171 108H172L173 111H176V113L178 114V112L181 111V109H180L181 106H183V105L185 106V104L187 106H189V107L192 106V107H190V109H191L190 111H188L185 107H184L185 110H184V108L182 109L183 112L184 111H188L190 113L189 114L187 112L189 115L187 117H184L185 118L184 119V124H185V127H187V125L189 123V121H187V119H189V118L190 119L191 118L192 119H197L199 121H202L203 125H200L198 127V133H197L198 135H201V136H202V134L204 136V133H207V132H204L203 133V130H207L209 132V134L210 133H215L216 132V129H218L219 126H222L223 128H225V130H228L229 128H231L229 126V122L230 121H228L226 119H225V121L224 120L223 121H218L217 120L218 118L216 119L214 117H211L210 115H212V114H209L208 113L209 114L208 115L206 113L207 112V109L209 107L207 108V106L204 105L206 103H204L202 101L203 99L199 98L198 93L199 94L201 93L200 92L201 91L200 90V87L199 88L197 86L195 87L197 91L200 90L197 93V91L194 88V83H189V85H187V82L185 80H183V77H182V79H177V82L176 83H174V81H173V83H171ZM140 82H143V81H140ZM190 82H192V81L190 80ZM146 85L149 86L150 84L149 85L146 84ZM151 87L149 86L148 89L149 88L151 89ZM41 88H43V89L41 90ZM152 88H154V86ZM203 89L204 88H202V90ZM85 90L83 89V91H85ZM214 90H216L215 87H214ZM23 91H26V92L27 91H30L32 95L29 94V92H27L29 95L27 93H23ZM210 91H209V93H210ZM220 91L218 93H220ZM88 92H90V91H88ZM106 92L108 94V91H105V94H106ZM174 92H176V94H174ZM92 93H94V95L98 94V95H96V100L98 98H100L99 96H101V98H102V96H104L103 97V100L100 98V100L102 101V103L103 102L104 103L103 104L102 103L99 104L101 107H97V109H96V106H95L96 104L93 103L94 104V106H93L94 107V110L93 109H91V110H93V111H95V110L102 111L103 110V112L104 111L105 112L104 113L103 112H94V113H92V111L89 110L90 108L88 109L87 107H85L81 111L79 110L78 111V114H80L81 116L83 115L85 118L86 117L88 118V119L86 118L87 120H85V118L82 116L84 118V120L87 121L86 123L84 122L86 124V126L82 125L83 124L82 123L81 126L78 127L79 125H77V124L81 121L79 119L81 116H79L77 119H75V120H78L79 119L78 121H75L74 120L75 123H74V121L71 122V123H69L70 130H67L66 124L63 123V120L65 118L62 119L65 116H62V118H61V115H62L61 111L60 112H58V111L56 112L55 111V113L52 114L50 118L49 117L47 119L46 118L45 119L44 118H40V120L39 119H33L32 116H31L32 114H31L30 115L31 117H29V119H27L26 121H23V123H21L22 126H24V127L23 128H19V130H18V132L20 133V132L25 131V129H26V133H25L26 135L25 134H22V135H20V137L18 136V138L21 139L20 145H18V146L13 145L11 147V149H10V152L3 153V144L4 143L2 145L0 144V170H3L4 168H8V169L10 168L11 171H13V172L15 171V174L12 173V176L14 175L13 178H11L12 181H9V180L6 181L5 179H0V254H1L0 256L10 255L11 253L12 254L15 253V251H18V253L21 252V251L24 252L25 249L27 251H29L28 247L25 246V244L20 243V241L17 242V243L15 242V243L16 244H21V245H14V244L9 243V241H13L12 239H10L9 236H13L14 233L18 232L20 230V228H22L24 226V227H26L28 229V231L30 233L35 234L38 238H40L43 241V244H45L47 241H50V242H52V243H54L56 245H59V247L61 246L60 244H62V247L65 249V252H66L65 256H67V257H65V260L64 261L68 260L67 261L68 264H91V263H93V264H123V263H126L128 259H126L124 261V260H122V258L121 259L118 258V259H116L118 261L117 262V261H114V258L113 257L103 256L104 255L103 251H108L107 249H108V246L109 245L114 244V243H116L117 245H119L121 241H118L117 240V242L115 241L114 243L111 242V244H107V243H104L106 240H104V242H103V240H102L103 235L102 234H97L95 236H92V233H93L92 231L93 230H96L97 231V229H98V231H100L103 228L104 229L105 228H113V229H115V230H113L114 233H115V238H112L113 236L111 237L110 235H105L103 237L104 239L106 237L107 238V241L109 239V242L111 241V238L115 240L118 237V236L116 237V232L117 231L119 233L120 232H122V233H127V232L128 233H131L132 232L133 235L130 234V236L128 235L127 237H125V239L131 238V236H133L134 237L133 239H135V240H134V242H131L132 247H135V246H133L135 244L136 246L139 247V249H142V248L143 249L144 248L148 249L149 250V251H147L148 252V256L150 255V257H152V259L155 262H156V260H160L162 258H163L162 260H165V261H166V259H167V261H170V259H172V258H175L176 262L177 261H181L183 259V255L185 254V250L187 251V249L189 248L187 246L186 239H189L190 237L189 238L186 237V233H187V230H186L187 228L186 227L187 226L186 227L183 226V221H182L181 218H179V216H183V217L185 216L184 218H186L188 216L191 217L192 214L194 215V213H193L194 212V208H192V207H191L192 209L191 208H188V207H186V205H184L183 208L175 207V204L173 202L174 200L172 201L171 200L172 198H170V196L167 197L168 199H167V201H165V204H164L163 208H161V211L162 210L164 211L165 214H163V215H166L164 217L165 218L167 217L166 218V221H168V223H171L172 226L178 227L179 230L182 231L181 232L182 233V236H180L178 240L176 239L177 243H174L173 242V236L171 234L165 233V231L167 229L166 228L167 223L161 225L162 222L160 223V221H158V220H155L154 221V218L152 217V215H156V214H154L156 212L158 213L159 210H157V209L159 207L158 208L155 207L154 208V211L155 212L153 211L154 213H152V214H151V211L149 213H147L152 208H150L147 212H143V211H145L144 208H146V205L149 202H147V204L144 205L145 207L143 206L144 203L143 204H135L136 206L139 205L137 207H141V213H139L138 211L137 212H133L132 211V213H130L131 214L130 220L128 222H125L121 218H118V217L114 216L113 215V212H111L112 210L107 211V210H105L103 208H98L97 206L92 205L90 203V200L88 201L83 196L82 197H75V195L73 196V194H69L66 197L64 196L65 198L63 199V202H64L66 208L68 209L69 213L72 216H74V218L76 219V223H77L78 227L81 228V231L78 234L75 233V232L73 233V231H70L71 229H69V227L65 226L63 224V222H61V221H59L57 219H54V217L56 215L55 212H57L58 210L56 208L57 211L55 210V212H53L54 207H53L52 204H50V203H43L39 207L31 206L32 204H34V203H32V202H34L33 200H36L35 201V203H36L37 200H41V199H44L46 197H49L48 194L49 195H51V194H50V192H48V190L50 188L57 187L56 184H57V181L58 180H64L65 179V178H61L62 176L59 175L58 172L53 173L52 176H51V178L48 179V178L45 177V175L42 173V171L39 170L40 168L37 169L35 167L37 163H40V164L42 163L43 164V159H42L43 156L42 155L35 156V154L37 152H40V151H38L39 148H37L38 140H52L53 143H55V145L64 144L65 145V149L63 148V150L62 149L57 150L55 152L56 154L54 155V157H56V162L61 167V171H63L62 174H66V172H70L72 174V176L75 177L74 176L75 174H81L82 173L83 176L80 177V179H83V180H90L87 176H92V177H95L96 178V177H98L100 175L99 174L100 172H109L111 174L114 173V169H113V165L112 164H109V165L107 164V166H105L104 169H102V170L99 169V166L98 167H95V169H94L95 171L92 170L91 164H92V161L93 162H97V161H99L101 159H105L106 157H109L111 155L112 156H116V158H118L120 160L119 162L122 163L123 165H125L129 169V171L127 172L129 174L128 175L129 176V179H127V181L126 180L123 181L124 179L123 180H120V181H112V180L108 179L109 176H105V177H107L106 181L105 182H102L101 184H99L97 188L103 192L101 198H103L105 200V202H106L105 205L106 206H111V207L112 206H116L118 204L116 201L119 200V199H123V198L124 199L125 198H128L127 199V202L128 203L129 202H132L131 200H133L134 202L136 201L137 203H139V196H138L139 193H143V194L147 193L148 195H150V198L153 197L158 203H160L162 201V195L159 192V190L161 189V186H162V184H160V182H162L163 180L161 181L159 178H155L154 176L149 175V177H150V183H149L148 186H144L145 185L144 184V181H143V177H144L143 174L144 173L142 174L141 173L142 171L139 172V171L131 170L132 165H133L132 160H131V155H129L128 153H124L122 150H120L121 149L120 146L122 144L121 143V139H124V135L127 136L128 134H130L127 131L130 130V129H132V128H134L136 124L134 123L135 124L134 125L132 123L134 126L132 124L131 125L129 124V126H133V127H129V128L126 125L125 126L127 128L126 127H122V129H117L116 128L117 129L116 131H110L109 128H111V127H109V125H108L107 127H105V129L107 130V132L104 133V134L101 132V130H102L101 127L104 126V125L101 126L102 123H100L101 122L100 119H102L101 114H104L102 116H105V114L107 115V114H109V112L116 111V109H114V105L117 103V99L119 98L118 97L119 95L117 96V90H116V94H114V96H115V99L114 100H111L112 99L111 98V95H103V94L102 95H99V94H101V92L100 93L99 92L96 93L93 90H92ZM209 93H207V94H209ZM50 94H48V95L51 96L53 93L51 95ZM74 94H77V93L75 92ZM74 94H72V95H74ZM87 94H89V93H87ZM253 94H255V93H253ZM70 96H71V94H70ZM70 96H68L67 100L69 99ZM82 96H84V94H82ZM85 96H87V95L85 94ZM85 96H84V98L87 100V98ZM89 96L90 95H88L87 97H89ZM81 97H79V95H78V96H75L74 99L75 98L76 99H78V98L80 99ZM131 97H132V95H131ZM133 97L135 98V95H133ZM48 98H46V99H48ZM84 98H83V100H84ZM89 98H88V100H90L91 98H92L91 100H93V98H95V97H91L90 99ZM74 99H72V102H73ZM65 100H66V98L63 99V100L61 99L60 101L63 102ZM88 100H87V103H88ZM69 101L71 103V99ZM83 102H85V101H83ZM92 102H94V101H92ZM65 103H66V101H65ZM74 103H75V100H74ZM58 104L59 103H57V105ZM76 104H79V103H76ZM88 106L91 107L90 104ZM116 107H119V106L116 105ZM72 109H74V108H72ZM75 110L73 112L74 114L77 111V110L76 111ZM106 112H108V113H106ZM122 112H126V111H122ZM67 113L68 112L66 111L65 114H67ZM73 113H71V114H73ZM97 113L100 116L99 117L100 118L99 119L100 122L98 121V123L95 122L94 124L95 125L98 124L99 125L98 127H100L101 130H100V132L98 131V133L97 132L95 133L94 131H91V128L93 129V127H91V126L94 125V124H91L92 123L91 120L94 119L92 117L95 116ZM210 113H211V111H210ZM98 114L96 116H98ZM67 115H70V114L68 113ZM57 117H60V119L59 120H56ZM103 118L105 119L106 117H103ZM104 119H102V121ZM126 119H127V117H126ZM149 120L151 121V123H150ZM95 121H97V120H95ZM258 126H259V124H258ZM222 127H220V128H222ZM231 130H229V131L232 132ZM99 133L100 134L102 133L104 136L102 134L100 135ZM137 134H138V132H137ZM233 134L230 133L231 141L232 140L238 141L237 140L238 138L235 139V137H234ZM79 135H83V136H85V138L83 139V136H79ZM205 135H208V134H205ZM79 137L82 138L83 140H81V139L78 140L77 138H79ZM76 140L78 142H76ZM0 141H1V139H0ZM14 141H15V139H14ZM125 141H126V139H125ZM124 142H123V144H124ZM231 144H233V143H231ZM9 145H12V144L9 143ZM6 147H7V145H6ZM207 148H208V146H207ZM6 150H7V148H6ZM60 150H62V151H60ZM183 152H185V153H183ZM73 153H79L80 156H81V158L86 160V164L83 165V166H77V165L73 166L72 165L73 162L66 161L69 158V155H71ZM181 153H183V155ZM213 153L216 154L217 152H214L213 151ZM193 154H195V155L193 156ZM217 155H219V154H217ZM167 157L163 161L159 160L161 162V164H162V162L164 163V161L167 160ZM216 157L219 158V156H216ZM214 158H215V155H214ZM214 158L213 159H210V158L206 159V162H207L206 164L208 166L212 167V168H215V166L218 164L217 161H219V162L222 161V158L220 157L216 161L217 162L216 163V162H214ZM195 160H197V159H195ZM198 161H199V159H198ZM200 161H201V159H200ZM100 162L102 163V160ZM106 162H107V160H106ZM154 163L155 162L150 163L149 166L151 168H154L156 165H158V164L154 165ZM201 166H203V164H201ZM205 168H206L205 166L199 168V174H200L202 180L206 178V172H207V170ZM241 168H242V166L240 167V169H237V168L235 169L236 170L235 177L233 176L232 177L233 179L231 178L232 179L231 182H235L236 180H239V181H242L243 183H246V180H248V179H246L247 178V175L245 173V170L244 169H241ZM115 172H117V171H115ZM185 175H184V177H192V173H190V172L186 176ZM123 176L125 178V175H123ZM8 178H10V176H8ZM99 178H100V176H99ZM139 178H141V180ZM121 179H122V177H121ZM213 182H215V181H213ZM154 183H156V184H154ZM235 183H237V181ZM152 185H155V187H157V192L154 195H151V193H150L151 192ZM174 188L169 187L168 188L169 189V192L170 193H173ZM244 190H243V193H244ZM223 191H225V193H226L229 190H227L226 188H223ZM259 191H261V190H259ZM229 195L231 196V193H229ZM261 195H262V193H261ZM261 195H259V196H261ZM84 196H87V195H84ZM129 196H131L135 200L134 199H131V198H130L131 199L130 200L129 199ZM227 196H228V194H227ZM233 196H234V193H233ZM242 196L245 198L246 193L243 194ZM20 197L24 199V202H23V200H21L22 202H20V200H19ZM57 201H59V200H57ZM223 203L227 204V207L225 206V208L228 211L229 219H233L234 212L230 210V207H228V206H231L230 202L226 199L225 201H223ZM147 206H149V205H147ZM137 207H135V208H137ZM193 207H194V205H193ZM134 210H136V209H134ZM144 213H147L146 216H144ZM158 218H159V215H158ZM157 222H159L160 224L158 225ZM154 223H155V225H152ZM16 226H19V227H16ZM159 226L160 227L162 226L163 231L159 228ZM190 234H188L187 236H189ZM200 234L201 233H199V236H200ZM192 238L193 237H191V240H194ZM118 242H119V244H118ZM244 242L246 244V241H244ZM126 243H129V240ZM105 244H107V245H105ZM263 244H264V242H263ZM22 245H24L26 248L24 249V246H22ZM246 245L243 248V250L246 248ZM186 246L188 248H186ZM178 247H181L182 249L180 251H178L177 250ZM109 248H110V246H109ZM131 249H133V248H131ZM199 249L202 250L201 248H199ZM189 250H190V248H189ZM194 250H193V252H195ZM245 250L246 251H241V254L243 255V257L250 256V252H249L250 250L248 249L249 250L248 251L247 248ZM31 251H33V250H31ZM116 251H118V250H116ZM144 251H145V249H144ZM258 251H257V253L255 255H251L250 257H254V256H257L259 258L262 257V254L259 253ZM195 253H197V252H195ZM92 254H95V257H94L95 258V262H91V259L89 260V258H88ZM140 254L142 255L141 252H140ZM197 254H200V252L197 253ZM13 255H11V256H13ZM15 255L17 256V254H15ZM134 256L136 257V255H134ZM188 256L189 257H187V256H184V257H187V259L191 262L190 264H197L196 259H195L194 256H193V258L191 256V254L188 255ZM9 257L10 256H7V258H9ZM22 257L24 258V260L26 259L25 262H31L30 258L28 259L27 256L23 255ZM208 257L209 256H207V258ZM136 258H140V257H136ZM119 259L122 262H119ZM1 260H2V258H1ZM10 260H11V257H10ZM70 260L73 261V262H71ZM139 260L141 261V259H139ZM142 260H143V258H142ZM6 261H7V259H6ZM111 261H112V263H111ZM129 261H130V259H129ZM145 261H147V260H145ZM7 262H9V261H7ZM145 263L147 264V262H145ZM150 263H152V262H149V264ZM177 263H175V264H177ZM227 263L229 264L228 261H227ZM227 263L226 262H222V263L219 262V264H227ZM12 264H15V263L12 262ZM18 264H27V263H24V262L19 261ZM155 264H157V263H155ZM181 264H184V263H181ZM230 264H232V263H230Z\"/></svg>", "mask_w": 264, "mask_h": 264}]
</instances>
